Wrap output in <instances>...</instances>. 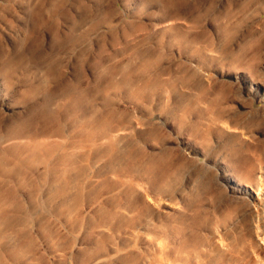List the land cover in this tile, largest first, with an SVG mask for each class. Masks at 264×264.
I'll return each mask as SVG.
<instances>
[{
  "label": "rangeland",
  "instance_id": "rangeland-1",
  "mask_svg": "<svg viewBox=\"0 0 264 264\" xmlns=\"http://www.w3.org/2000/svg\"><path fill=\"white\" fill-rule=\"evenodd\" d=\"M253 83L264 0H0V264H264Z\"/></svg>",
  "mask_w": 264,
  "mask_h": 264
},
{
  "label": "bare ground",
  "instance_id": "bare-ground-1",
  "mask_svg": "<svg viewBox=\"0 0 264 264\" xmlns=\"http://www.w3.org/2000/svg\"><path fill=\"white\" fill-rule=\"evenodd\" d=\"M241 82V81H240ZM252 93L254 94V96L257 98V99H260V100H264V86H262L261 84H258V83H253L252 84ZM264 102V101H263ZM3 106L6 108V109H10V106L8 103H4ZM212 162V161H211ZM220 172V171H219ZM223 174V173H222ZM222 178V177H221ZM223 179L228 183V185L230 186L231 188V191L232 192H244V193H248L249 196L252 197V186L246 184L248 186V190L234 177H232L231 175H228V174H225L223 175ZM227 188V187H226ZM261 188V187H260ZM228 189V188H227ZM261 191V190H260ZM254 195V194H253ZM256 195L258 196L259 195V192L255 191V197ZM247 196V195H246ZM244 197V196H243ZM237 198V197H236ZM235 198V199H236ZM247 199V198H246ZM251 201V200H250ZM255 203V202H254ZM255 205V204H254ZM252 206V205H251ZM259 208V207H258ZM257 209V208H256ZM249 211V215H250V218H251V222H252V209L248 208ZM259 222V221H258ZM250 229H251V232H252V224L250 226ZM259 231V230H258ZM260 232V231H259ZM259 237V235L257 236ZM260 238V237H259ZM261 241V239H259ZM263 240H264V237H263ZM261 242H264V241H261ZM264 245V244H263Z\"/></svg>",
  "mask_w": 264,
  "mask_h": 264
}]
</instances>
